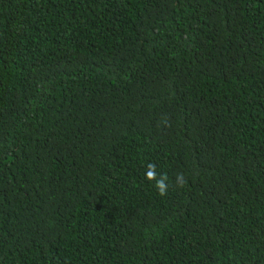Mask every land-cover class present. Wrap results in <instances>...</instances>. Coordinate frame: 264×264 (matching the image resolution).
<instances>
[{
	"label": "trees",
	"instance_id": "1",
	"mask_svg": "<svg viewBox=\"0 0 264 264\" xmlns=\"http://www.w3.org/2000/svg\"><path fill=\"white\" fill-rule=\"evenodd\" d=\"M0 264H264V0H0Z\"/></svg>",
	"mask_w": 264,
	"mask_h": 264
},
{
	"label": "clouds",
	"instance_id": "2",
	"mask_svg": "<svg viewBox=\"0 0 264 264\" xmlns=\"http://www.w3.org/2000/svg\"><path fill=\"white\" fill-rule=\"evenodd\" d=\"M145 179L148 181H155L154 186L157 189L158 194L161 196L166 195V192H167L166 178L163 175H161L159 178L157 177L156 165L154 163H149L147 165ZM183 182H184L183 176L178 175L177 176L178 186H182Z\"/></svg>",
	"mask_w": 264,
	"mask_h": 264
}]
</instances>
